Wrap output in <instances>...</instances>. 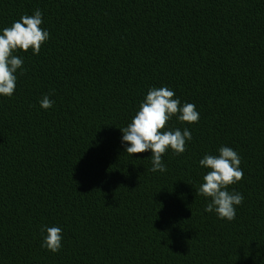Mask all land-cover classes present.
Returning a JSON list of instances; mask_svg holds the SVG:
<instances>
[{"label":"trees","instance_id":"1","mask_svg":"<svg viewBox=\"0 0 264 264\" xmlns=\"http://www.w3.org/2000/svg\"><path fill=\"white\" fill-rule=\"evenodd\" d=\"M36 9L49 40L0 96V264H264V0H0V33ZM160 87L200 117L169 122L192 140L164 173L120 130ZM222 146L244 173L232 222L197 194Z\"/></svg>","mask_w":264,"mask_h":264},{"label":"clouds","instance_id":"2","mask_svg":"<svg viewBox=\"0 0 264 264\" xmlns=\"http://www.w3.org/2000/svg\"><path fill=\"white\" fill-rule=\"evenodd\" d=\"M43 14L36 9L32 15H23L11 26L5 27L0 33V96L11 98L16 90L17 73L23 76L24 60L16 55L18 50L39 55L42 45L49 40V32L43 30ZM51 94H46L40 101L42 109H51L54 101ZM175 93L168 87L150 88L139 110L122 132V143L129 145L125 152L131 156L151 151L152 167L150 171L164 173L167 167L163 156L171 149L179 156L187 151V142L192 140L188 128L171 129L169 122L176 118L184 124L192 125L199 122V113L194 104L184 103L174 98ZM218 155H205L199 165L208 169L199 186L198 195L209 202L205 212L215 213L221 220L232 222L236 219V208L241 206L244 197L239 192L229 191V186L240 182L244 173L240 165L242 158L230 147L219 148ZM46 231L41 247L53 254L62 249V229L52 226L41 229Z\"/></svg>","mask_w":264,"mask_h":264}]
</instances>
